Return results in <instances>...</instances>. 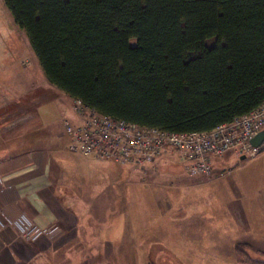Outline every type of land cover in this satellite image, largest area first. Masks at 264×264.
Returning <instances> with one entry per match:
<instances>
[{
    "label": "trees",
    "instance_id": "obj_1",
    "mask_svg": "<svg viewBox=\"0 0 264 264\" xmlns=\"http://www.w3.org/2000/svg\"><path fill=\"white\" fill-rule=\"evenodd\" d=\"M49 83L100 114L201 132L264 102V0H4Z\"/></svg>",
    "mask_w": 264,
    "mask_h": 264
},
{
    "label": "rangeland",
    "instance_id": "obj_2",
    "mask_svg": "<svg viewBox=\"0 0 264 264\" xmlns=\"http://www.w3.org/2000/svg\"><path fill=\"white\" fill-rule=\"evenodd\" d=\"M2 44L1 141L14 139L15 127L35 117V147L49 151L46 157L50 158L53 184L68 179L100 182L98 189L79 188L88 205L87 211L94 206L100 209L102 218L103 207H108L110 214L114 212L118 218L125 217L129 228L124 236L116 237H104L105 230L93 236L90 231L97 233L98 229L88 228L81 231L84 234L79 237L69 234L52 242L57 247H53L49 258L75 261L76 264H264V240L237 235L225 206L220 204V197L229 196L235 179L242 180L240 188L244 194L250 186L244 173L250 174L258 162H253L252 157L241 159L239 152L233 156L236 151H229L223 156L227 155L226 163L244 169L234 178L237 174H232L230 165L218 166L211 176H191L186 172L187 163L174 151L145 165L90 160L70 150L69 135L67 137L65 132L66 123L71 119H67L70 112L65 103L70 105L73 100L49 83L26 33L15 26L14 38L4 39ZM6 48L11 49V55L5 52ZM51 98L54 100L50 101ZM24 102L36 103V111L33 113L17 105ZM16 108L19 115H15ZM20 115L24 116L23 121H15ZM69 155L76 156L77 160L74 157L70 160ZM82 189L86 195L90 189L94 193L88 199ZM94 190L99 191L98 197ZM59 237L56 235L52 240Z\"/></svg>",
    "mask_w": 264,
    "mask_h": 264
},
{
    "label": "crops",
    "instance_id": "obj_3",
    "mask_svg": "<svg viewBox=\"0 0 264 264\" xmlns=\"http://www.w3.org/2000/svg\"><path fill=\"white\" fill-rule=\"evenodd\" d=\"M15 26L17 25L11 12L3 4V0H0V48H2L4 39L9 38L10 41L11 38H14ZM5 28L8 29L5 31ZM10 50L6 48L5 52L8 51L11 55L12 51L10 52ZM52 100L54 98H51L50 101ZM65 104L69 106L67 109L70 112L67 119L79 122L80 119L73 111V103ZM17 105L20 108L30 109L33 113L36 111V103L24 102V104L18 103ZM19 112L16 108L15 115H19ZM22 117L24 116H18L15 121H23ZM34 118L29 119L26 123L19 122L20 125L15 127L17 135L14 139L5 142L0 139V178L3 179L0 183V264H76L75 261L49 258L53 247H57L52 242L59 241L69 234L79 237L84 234L81 231H86L87 228L89 230L98 229L97 233L90 231L93 236L99 235L100 230H105L104 237H116L120 234L124 236L126 229L129 230V228L126 227V218H118L114 212L110 214L108 207H103L104 217L102 218L100 209H96L94 206L87 211L88 205L82 198L79 188L95 187L98 189L100 182L68 179V181L62 180L53 184L50 158L46 157L49 151L35 147L34 136L37 129ZM51 119L49 117V121ZM66 136L68 137V134ZM263 150L252 159L253 162L258 163L253 167L251 173L249 174L247 170V173H244L250 182L248 184L250 186L244 190V194L241 193L240 188L242 180L232 179L233 186L229 187V196L225 199L220 197V204L225 206L228 220L232 221L231 227L236 230V234L250 235L255 240L258 238L264 240V155H261ZM232 154L237 156V152ZM69 156L70 160L73 157L77 160L76 156ZM226 156L216 160L215 172L218 166L230 165L226 163L228 162ZM85 157L93 161H103L93 156ZM240 158L245 159L243 155H240ZM72 167L76 169L75 166ZM229 167L233 169L234 176L237 174L234 178H238V174L244 170L239 165L235 167L230 165ZM104 183L107 184V182ZM112 187V190L115 191L114 185ZM94 191L98 197L97 192L99 191ZM92 192L90 189L89 195H86L83 191L88 199L89 196H92ZM128 201H130L129 198ZM128 221H130L129 218ZM32 226L39 229L55 226L57 228L55 235L59 234L60 237L57 240H52L47 235H41L36 239L24 238L21 234L22 231ZM122 228L123 232L121 233ZM107 242L109 243V241ZM56 250H60V248H56Z\"/></svg>",
    "mask_w": 264,
    "mask_h": 264
},
{
    "label": "built area",
    "instance_id": "obj_4",
    "mask_svg": "<svg viewBox=\"0 0 264 264\" xmlns=\"http://www.w3.org/2000/svg\"><path fill=\"white\" fill-rule=\"evenodd\" d=\"M73 110L80 122L66 123L70 150L102 160L145 165L174 151L187 163L189 175L211 176L216 160L229 151L254 158L264 149L263 144L254 146L251 143V139L264 129V102L231 122L201 132L167 131L115 119L100 114L80 99L73 100ZM56 229L55 226L44 229L32 226L21 234L27 239L41 235L53 239Z\"/></svg>",
    "mask_w": 264,
    "mask_h": 264
},
{
    "label": "water",
    "instance_id": "obj_5",
    "mask_svg": "<svg viewBox=\"0 0 264 264\" xmlns=\"http://www.w3.org/2000/svg\"><path fill=\"white\" fill-rule=\"evenodd\" d=\"M251 143L254 146H260L264 143V129L251 139Z\"/></svg>",
    "mask_w": 264,
    "mask_h": 264
}]
</instances>
